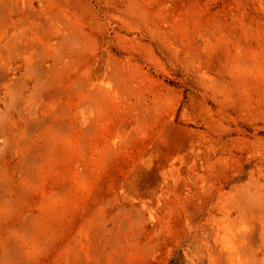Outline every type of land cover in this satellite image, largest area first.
I'll return each mask as SVG.
<instances>
[{
  "label": "rangeland",
  "instance_id": "374dc122",
  "mask_svg": "<svg viewBox=\"0 0 264 264\" xmlns=\"http://www.w3.org/2000/svg\"><path fill=\"white\" fill-rule=\"evenodd\" d=\"M0 264H264V0H0Z\"/></svg>",
  "mask_w": 264,
  "mask_h": 264
}]
</instances>
